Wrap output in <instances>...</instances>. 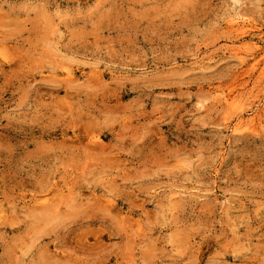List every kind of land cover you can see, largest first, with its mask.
I'll list each match as a JSON object with an SVG mask.
<instances>
[{
  "label": "rangeland",
  "instance_id": "1",
  "mask_svg": "<svg viewBox=\"0 0 264 264\" xmlns=\"http://www.w3.org/2000/svg\"><path fill=\"white\" fill-rule=\"evenodd\" d=\"M0 264H264V0H0Z\"/></svg>",
  "mask_w": 264,
  "mask_h": 264
},
{
  "label": "bare ground",
  "instance_id": "2",
  "mask_svg": "<svg viewBox=\"0 0 264 264\" xmlns=\"http://www.w3.org/2000/svg\"><path fill=\"white\" fill-rule=\"evenodd\" d=\"M70 74V73H69ZM74 76V75H73ZM242 123H243V121H242ZM242 123H240L241 125H242ZM238 128H239V126H238Z\"/></svg>",
  "mask_w": 264,
  "mask_h": 264
}]
</instances>
